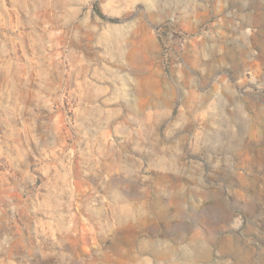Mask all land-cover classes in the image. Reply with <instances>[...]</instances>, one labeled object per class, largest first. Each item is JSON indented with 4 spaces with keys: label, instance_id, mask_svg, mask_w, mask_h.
Listing matches in <instances>:
<instances>
[{
    "label": "rangeland",
    "instance_id": "1",
    "mask_svg": "<svg viewBox=\"0 0 264 264\" xmlns=\"http://www.w3.org/2000/svg\"><path fill=\"white\" fill-rule=\"evenodd\" d=\"M0 264H264V0H0Z\"/></svg>",
    "mask_w": 264,
    "mask_h": 264
}]
</instances>
